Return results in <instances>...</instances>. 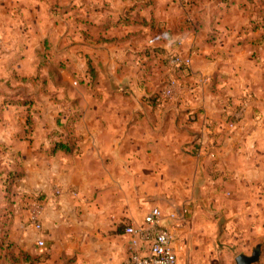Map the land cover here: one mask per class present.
Returning a JSON list of instances; mask_svg holds the SVG:
<instances>
[{"label": "crops", "instance_id": "0c3cea01", "mask_svg": "<svg viewBox=\"0 0 264 264\" xmlns=\"http://www.w3.org/2000/svg\"><path fill=\"white\" fill-rule=\"evenodd\" d=\"M4 1L9 6H0V18L2 12H12V20L18 19L20 25L16 23L19 32L13 37L11 47L0 50V55L5 54L2 63L4 60L6 63L1 67L6 69L7 62L11 65L9 74L0 76V82L4 83L0 87V172L13 170L16 161L22 171L14 184L18 202L10 229L12 234L19 235L23 264H30V259L35 257V264H124L131 253L130 236L125 234V228L142 226L144 216L153 207L162 211L164 225L173 227L176 264H184L177 237L184 229L186 215L195 208L198 214L209 218L224 217V229L234 204L245 205L240 217H252L249 205L262 197L261 192L254 190L264 189L260 164L251 156L240 158L238 163L233 161L232 152L237 149L224 148L231 144L226 142L231 138L224 139V146L215 151V161L196 151L199 149L196 139L203 143L207 140L205 120L217 121L220 113V104L207 97L204 83L199 81L207 76L211 78L209 69L196 64L201 55H193L190 77H184L183 67L175 85L170 86L164 55H151L143 50L141 42L148 34L141 30L150 27L123 24L122 18L115 16L117 0L115 3L113 0ZM126 1L125 6L132 12L156 3ZM47 3L57 4L64 13L71 14V9H75L83 16L68 21L52 20L46 14ZM125 6L118 9L123 12ZM34 12H37L35 16ZM45 17L49 18L48 23ZM51 22L53 25L49 27L67 30L65 40L71 36L73 27L86 28L81 37L90 51L83 54L85 63L90 62L95 74L92 76L87 68H80L86 80L82 98L60 101V94L72 92L73 87L63 86L66 84L59 77V70L51 76L45 66L40 68L42 64L30 70L25 68L29 51L39 53L41 47L44 53V45L49 43L46 28ZM115 26L125 28L119 34L110 33ZM127 35L126 41L110 45L97 44L96 40L100 36ZM2 38L1 33L0 42ZM58 42L66 41L59 38ZM57 62H64L71 69L63 59ZM71 71L74 73L76 69ZM39 75L43 80L47 78L48 91L55 90L58 99L42 102L34 99L31 107L5 104L8 96H14L17 101L21 92L31 97L44 90L38 81L33 84L21 81ZM194 77L196 87L185 86L193 83ZM164 89L170 90V99L162 97ZM28 115L33 121L31 129L26 124ZM73 115L76 116L72 120ZM58 120L69 134L58 126ZM67 138L71 139L70 152L55 148L57 142ZM1 184L2 176L0 208L4 206ZM193 203L195 208L187 206ZM211 204L214 209L208 211ZM32 214L40 221L41 231L31 224ZM39 239L44 240V248L37 246ZM257 245H261V256L256 264H263L264 245ZM251 252H238L235 258Z\"/></svg>", "mask_w": 264, "mask_h": 264}, {"label": "rangeland", "instance_id": "374dc122", "mask_svg": "<svg viewBox=\"0 0 264 264\" xmlns=\"http://www.w3.org/2000/svg\"><path fill=\"white\" fill-rule=\"evenodd\" d=\"M113 1L115 3L116 0ZM117 1L118 6L114 9L116 17L118 15L124 18L125 11V13L138 15L149 23L152 22L149 26L150 30H141L148 34V37L144 36L145 39L141 44L143 50H147L151 55H164L163 62L170 73V86L175 85L179 70L183 68L173 71L172 66L169 65L172 55L189 59V64L184 66V77H190L188 74L193 65V55H201L198 56L196 64L209 69L211 78L208 79L207 76L199 81H203L208 92L207 97L217 100L220 104V113L217 121L210 118L205 120L207 140L203 143L202 140L196 139L199 145L196 151L204 152L212 159L211 161H215V151L224 146V139L231 138L230 141H226L231 144L229 146L226 144L224 148L237 149L232 152L233 161L238 163L240 158L242 160L244 157L251 156L260 164L264 172V0H154L156 3H152L150 7H142L139 11L133 12L129 11L131 8L125 6L126 0H122L124 4L120 0ZM5 4L9 6V3L4 0L0 6L3 7ZM47 5L46 14L48 13L52 20L68 21L77 15L83 16L79 11H74L75 9H71L73 12L69 14L64 13L63 8L58 7L57 4L53 6L47 3ZM49 5L52 7L51 10ZM66 6L67 2L64 7ZM124 6L126 8L121 12L118 7ZM69 7L70 5L67 8ZM13 9L16 10L15 7ZM1 14L0 25L4 27H0V34H3L0 50L11 47L13 37L18 36V34L15 35L19 32L16 28L17 24L20 25V22H16L18 19L12 20V12ZM36 14L37 12L33 13L34 16ZM45 18L44 21L48 23L49 18ZM47 25L49 43L44 45V53L41 52L40 46L39 53L29 51L25 68L30 70L31 67L33 69L42 64L40 68L45 66V69H49L51 76L52 72L56 75L59 70V77L66 84L63 86L66 88L70 84L73 87L72 92L69 93L67 90L64 91V95L60 94L61 96L58 97L60 101L67 102L78 97L82 98L84 95L82 86L86 80L85 73L81 75L80 72L83 73V70L80 68L88 69L83 53L90 51L81 37L86 28L82 25L73 27L71 36L65 40L67 33L65 28L53 29L49 27L53 25L52 22ZM113 28L110 29V33L119 34L125 27ZM34 31L37 32L38 29ZM75 33L80 36L74 35ZM59 38L66 42L59 43ZM68 53L72 56H68ZM80 53L82 55H79ZM3 55L5 54L0 55V67L6 64L5 60L2 63ZM60 59L66 61L71 69H76V72L73 73L64 62L59 64L57 61ZM3 66L0 68V76L8 75L11 65L7 62L6 69ZM37 81L39 86H44V90L32 94V100L42 102L46 99H58L55 90L48 91L47 78L43 80L40 75L33 76L28 84ZM3 84V81L0 82V87ZM192 85L196 87V77L193 83L185 84L187 87ZM29 91L32 93L33 90ZM167 91V89L162 91L164 99L171 97L170 90ZM31 127L32 125H28V128L31 129ZM1 168L0 166V170ZM257 190L254 192H261L262 197L257 203L249 205L253 211L252 217H240L239 212L245 211V205L234 204L230 211L232 215L229 216V211L226 212L230 218L221 236H218L217 229L219 217L209 218L206 214H198L195 203L187 205L195 208V211L186 215L184 229L177 237L184 264H234V258L238 252L250 253L256 244L264 245V189ZM15 202H18L17 197ZM213 209L214 206L211 204L208 211ZM18 237L19 235L11 232L10 220L3 230L0 229V264H23L19 258ZM12 252L14 256L11 255Z\"/></svg>", "mask_w": 264, "mask_h": 264}, {"label": "built area", "instance_id": "2783aa9c", "mask_svg": "<svg viewBox=\"0 0 264 264\" xmlns=\"http://www.w3.org/2000/svg\"><path fill=\"white\" fill-rule=\"evenodd\" d=\"M187 64H189V59H184L180 55H172L169 59V65L172 66L174 72ZM169 217L172 219L174 215L171 214ZM163 220L162 211L158 207H153L144 216L142 226L131 225L125 228V234L130 236L131 253L124 264L177 263L176 235L173 227L164 225ZM30 222L37 231L42 230V225L36 215L32 214ZM37 246L44 248V240L39 239Z\"/></svg>", "mask_w": 264, "mask_h": 264}, {"label": "trees", "instance_id": "16d2710c", "mask_svg": "<svg viewBox=\"0 0 264 264\" xmlns=\"http://www.w3.org/2000/svg\"><path fill=\"white\" fill-rule=\"evenodd\" d=\"M123 22V24L125 25H129L131 23H135L138 24L139 26H150V24L152 22H147L146 20H144V18L138 16V15H132L130 13H126L125 17L122 18L121 20ZM130 35V34H129ZM129 35L123 37V38H104V37H99L96 40L98 42H104V43H116V42H123L126 41L129 38ZM88 65V71L90 72V74L92 76H94V70L91 67L90 62H87ZM38 78V77H37ZM36 78V79H37ZM30 79H25V78H21V81L24 83L29 82ZM21 95V98L14 100V96H8L7 99L5 100V104H14V103H18L21 106H30L32 105L33 100L31 99V97L29 95H26L25 93H19ZM76 115H73L71 117V119L73 120L75 118ZM33 123L31 117L28 115L26 118V124L27 125H31ZM58 126L63 129L66 130V132L69 134L70 131L68 129H66V126L64 124H61L60 121L58 120ZM71 138V137H70ZM69 138H67V141H59L55 144V148L56 149H60L63 150L65 152H70V150L72 149V147L69 144ZM17 159V157H16ZM5 169H3L0 172V176H2V197H3V203L4 206L2 208H0V222L2 223L0 225V229L3 230V227L6 226V224L9 222V220H11V217L13 215V210L15 209V198H16V192L14 190V184L15 182L22 176V171L19 167V164L17 163V161L14 163V169L11 171H4ZM12 256H14L13 252L11 254ZM22 252H19V258L21 260L22 257ZM35 260L36 257L33 258L32 260L30 259L31 263L30 264H35Z\"/></svg>", "mask_w": 264, "mask_h": 264}, {"label": "water", "instance_id": "95a60500", "mask_svg": "<svg viewBox=\"0 0 264 264\" xmlns=\"http://www.w3.org/2000/svg\"><path fill=\"white\" fill-rule=\"evenodd\" d=\"M225 218L221 217L217 223L218 236H221L224 232ZM261 256V245H257L253 248L250 255L239 254L235 258V264H256L259 262Z\"/></svg>", "mask_w": 264, "mask_h": 264}]
</instances>
